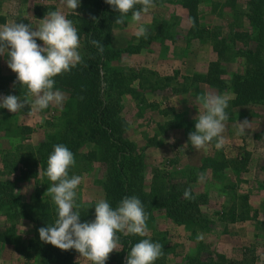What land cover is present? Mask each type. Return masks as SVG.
Returning <instances> with one entry per match:
<instances>
[{
  "label": "trees",
  "instance_id": "trees-1",
  "mask_svg": "<svg viewBox=\"0 0 264 264\" xmlns=\"http://www.w3.org/2000/svg\"><path fill=\"white\" fill-rule=\"evenodd\" d=\"M199 2L200 0H154V5L169 4L183 8L189 22L186 40L191 37L214 39L217 41L214 50L218 59L222 58L224 52L218 44L227 45L229 53L243 60L244 72L234 73L230 81L226 82L223 78L224 70L220 68L217 59L210 64L206 74L194 75L191 80L206 83L220 92L231 91L234 99L229 101L230 108L252 106L264 109V0H246L244 8L242 5L237 7L236 0H226L225 5L232 9L235 22L240 18L248 24V30L240 31V24L233 30L234 22L225 35L219 27L209 29L201 26ZM80 3L87 9V15L79 17L70 14L67 18L72 20L78 30L82 45V62L70 72L55 77V87L68 92V99L58 117L57 129L37 145H23V138L29 135L31 130L25 126L11 124L6 109L0 108V131L7 123L13 128L9 134L11 140L17 143L14 150L6 151L3 156V168L7 170L5 174L12 175L18 171V180L21 181L42 179L43 187V190H40L38 185L35 186V199L30 205L22 200L14 179L0 180V212L8 224L7 229L0 232V243L12 245L17 253L24 255L26 264H77L73 260L72 250L61 251L43 243L38 231L41 227L52 225L57 218L55 205L51 197L45 194L51 182L43 173L46 172L47 159L54 151V146L63 144L75 158V165L69 170L70 177L78 172L80 166L97 164L103 168L104 173L99 185L104 200L113 208H116L124 197L135 196L141 200L149 218L153 216L154 211L163 210L173 224L184 226L191 232L188 240L198 243L197 254L186 256L181 264H230L225 255L214 249L207 252L204 249L205 244L197 240V231L208 225V222L205 225V219L200 213L201 196L195 195L191 190L193 199L189 200L183 196L185 189L166 192L167 187L163 182L165 173L162 172L154 175L150 187H145L143 152L126 136L129 123L122 115L124 95H132L138 105L145 104L152 108L155 104H146L135 87L134 82L139 78V74L134 71L123 73L112 63L118 61L124 53L138 54L141 49L147 48L157 40L174 43L179 40L178 37L184 41L185 38L178 35L174 22L162 19L157 26L147 30V39L140 37L138 44L128 45L123 50L111 49L106 45L105 37H101L99 28L104 23L110 28L119 14L114 12L105 0H80ZM92 17H95V20ZM93 39L102 43L103 54H99L98 49L91 44ZM236 42H240L242 46L238 47ZM251 43L254 45L253 49L250 47ZM187 79L185 78V81ZM164 80L169 83L172 78L165 77ZM18 86L15 87L18 89ZM19 96L23 99L24 91ZM164 114L167 113H162ZM159 127L162 134H167L175 128L183 129L189 134L186 121L182 118L166 121ZM256 138L264 140V125L259 129ZM85 146H90V149L84 153L80 152ZM229 163L235 165L234 167L240 164L235 161ZM87 169L89 170V167ZM240 199L239 210L233 204V207L223 213L222 219L226 218L231 223L254 219L255 215H250L248 197L242 196ZM76 203L79 205L77 210L82 223L95 220L96 202ZM20 219H26L34 225L32 237L25 244L21 243V237L16 230ZM117 235L120 249L110 254L106 264H125L131 247L144 238L163 245V255L154 264H172V258L178 255L179 246L170 242L166 232H155L149 237L125 236L122 233Z\"/></svg>",
  "mask_w": 264,
  "mask_h": 264
},
{
  "label": "rangeland",
  "instance_id": "rangeland-1",
  "mask_svg": "<svg viewBox=\"0 0 264 264\" xmlns=\"http://www.w3.org/2000/svg\"><path fill=\"white\" fill-rule=\"evenodd\" d=\"M0 0L2 2L0 13L8 9V13L14 11L18 0ZM56 4V1L53 0ZM226 0H200L198 11L200 15V24L202 27L209 29H220L223 35L228 32L233 26L235 18L231 8L225 5ZM246 0H236V6L242 5L245 7ZM19 4V3H18ZM59 10L63 13L71 12L72 15L85 17L87 9L80 3L75 12L69 10L66 5L59 4ZM7 13V14H8ZM1 17V14H0ZM162 19L168 22H174L175 30L178 35H183L184 40L178 37L176 42L168 40H157L145 49H141L138 54H122L118 61L112 63L113 66L120 69L123 73L129 74L134 71L139 74V78L135 80L134 85L140 91L143 99L148 103H155L152 108L145 104H137V101L132 98V95L127 94L123 97L122 115L128 121L129 127L126 136L134 142L143 152L144 164V186L150 187L153 177L156 173L163 174V182L166 185V192L180 191L182 189H191L195 195L201 196L202 204L200 206L201 216L205 219L206 228L197 231V235L202 236L199 241L205 244L207 252L213 249L217 250L216 243L221 238V244H227L230 252L220 254L225 255L230 264H264V140L257 139L256 135L259 129L264 125V109L260 107H234L228 106L226 112L229 119L225 122V145L222 149L215 148L213 141L207 148L199 151L195 150L189 140L187 133L184 132L180 137L170 138V132L162 134L159 125L164 124L169 120H162V110L168 106L163 103L169 95L188 92V100L186 104L187 111L184 115H176L175 119H184L187 125L188 133L195 131V117L203 111L200 98L208 93L224 95L227 98L233 97L231 91L220 92L217 88H213L206 83L193 82L191 79L194 75H204L194 72L199 66L206 67L207 71L211 63L216 61L217 54L214 45L217 41L214 39L192 38L186 40L189 22L185 10L179 6L165 4L162 6L154 5L148 14L142 18V23L147 30L153 26H157ZM13 23L12 20H9ZM18 23V21H16ZM241 25L240 31H247L248 24L240 18L235 22L233 30L237 25ZM99 32L101 37H105V43L111 49H125L128 45H136L139 38L135 35V25L131 21V16L125 20L124 24L113 23L110 28L106 23L100 25ZM238 47H241L240 42H236ZM81 45V43H80ZM181 45V46H180ZM227 45L222 44L218 47L221 51L224 50L222 58L218 59L220 68L224 70V80L230 81L234 73L242 74L244 72L243 60L234 57L229 53ZM253 49V43L250 44ZM181 49H184L183 53ZM228 49V50H227ZM82 50V45L79 51ZM222 53V52H221ZM182 61H188L185 68L176 70L171 65L181 58ZM182 74H181V73ZM190 73L191 76H186ZM165 77H171L172 80L168 83L164 80ZM175 77V78H173ZM185 78H188L185 81ZM136 84L138 86H136ZM103 86V85H102ZM162 92V93H159ZM180 101V100H179ZM231 101V100H229ZM182 102V101H181ZM169 109V107L167 108ZM166 109V110H167ZM10 123L15 125L21 117L13 116L7 109ZM18 119V120H17ZM247 119L250 123L249 129L245 130L244 135H237L238 123ZM172 120V119H171ZM13 129L6 124L0 131V180L7 178L14 179L17 183L18 193L22 200L27 204L34 202L35 186L38 185L41 190L42 179L30 181L29 185H24L23 181L18 180L16 172L12 175H6L7 170L3 168L2 157L5 150H14L17 143H9L7 140L11 137L9 134ZM9 140V141H10ZM18 142V140H16ZM176 141V142H175ZM89 146L83 147L80 152L87 151ZM157 151L158 157H157ZM8 150V151H9ZM156 152V153H155ZM16 156V155H15ZM172 161V163H171ZM236 161L240 163L238 166L228 164V162ZM241 164H243L241 166ZM89 167V170L87 169ZM80 166L75 175L81 177V184L77 188V200L80 204L89 202H98L104 199L102 189L99 185L104 170L97 164L91 166ZM204 173L205 179L201 181L199 174ZM162 175V174H161ZM160 180V179H159ZM38 181V182H37ZM43 190V189H42ZM248 197V206L250 215H255L251 221V235L247 238V230L245 228H237L227 230V225L230 224L226 218L222 219L223 213L227 212L233 204L237 210L241 206L240 197ZM253 218V217H252ZM7 222L0 212V232L7 229ZM148 233L147 237L155 232H166L170 242L177 244L178 255L172 258V264H181L186 256H195L198 250V243L188 240L191 232L184 226L173 224L165 215L163 210L154 211L153 216L147 220ZM34 225L26 219H20L16 226L17 233L21 237V243H26L33 234ZM226 232V233H225ZM229 235V241L224 242L223 236ZM257 236V237H255ZM254 237V238H252ZM220 240V239H219ZM255 244L258 260L255 261L249 251L243 256L239 254L243 247H246L247 242ZM241 248V249H240ZM13 249V251H11ZM120 249V247H119ZM118 249V250H119ZM233 250V252L231 251ZM227 250V249H226ZM227 250V251H228ZM74 253V262L77 264H91V262L81 258L79 253L72 249ZM205 255V254H202ZM227 255V256H226ZM253 257V260L250 258ZM0 264H26L24 255L17 253L15 248L9 244L0 243Z\"/></svg>",
  "mask_w": 264,
  "mask_h": 264
},
{
  "label": "clouds",
  "instance_id": "clouds-1",
  "mask_svg": "<svg viewBox=\"0 0 264 264\" xmlns=\"http://www.w3.org/2000/svg\"><path fill=\"white\" fill-rule=\"evenodd\" d=\"M105 3L119 14L115 24H124L131 14L135 35L147 39L142 18L154 6V0H105ZM61 4L75 12L80 7V0H61ZM91 44L103 54L104 46L100 41L93 39ZM80 46L77 28L60 10L47 12L35 28L17 22L0 25V57H6L8 68L16 74L13 86L19 85L24 90L23 99L16 95L0 96V108L16 114L27 106L30 107L27 113L30 116L34 111L40 112L52 105L61 107L65 97L62 92L54 90L55 77L70 72L82 62ZM200 101L203 111L195 117V131L189 133L188 140L197 151L207 148L213 141L217 150L222 149L226 142L223 134L225 122L229 119L226 112L229 99L208 93ZM237 123L236 134L244 135L249 129V121L245 119ZM74 165V154L63 144L55 145L43 175L51 182L45 194L51 197L57 218L52 225L38 230L39 238L61 251L74 249L79 253V259L91 264H106L110 254L118 252L120 247L117 234L145 237L149 217L141 200L132 196L124 197L116 208L100 199L94 206L95 220L82 223L76 203L81 177L69 176ZM199 179H205L204 173L199 174ZM183 196L193 199L191 189H185ZM200 239L202 236L198 234L197 240ZM162 255L163 245L144 238L131 247L125 264H154Z\"/></svg>",
  "mask_w": 264,
  "mask_h": 264
},
{
  "label": "crops",
  "instance_id": "crops-1",
  "mask_svg": "<svg viewBox=\"0 0 264 264\" xmlns=\"http://www.w3.org/2000/svg\"><path fill=\"white\" fill-rule=\"evenodd\" d=\"M56 4L54 3L53 0H18L17 5V10L16 13H14V11L8 13V9L3 12L0 13L1 17H0V25H4V24H10L9 20H12L13 22L18 21V23H25V24H29L31 25L33 28L37 27L39 24V20L43 19L44 16L47 14V12L50 11H56L59 10V4H61V0H55ZM7 2H10L9 0ZM2 2H0L1 4ZM1 8V5H0ZM37 9L39 12H37ZM8 13V14H7ZM67 17V15H70L71 12H66L64 13ZM37 43L41 46H43L42 42L37 40ZM181 46V45H180ZM181 51L183 53L184 49H181ZM181 58H179V60H177L176 62H174L171 66L176 69H182L185 68V71L189 70V68L186 66L189 62L188 61H182V57H184L183 55L180 56ZM194 72H198L200 74H204L207 72L206 67H201L199 66V69L197 71V68L195 69ZM181 73V72H180ZM182 74V73H181ZM186 76H191L190 73H188ZM16 80V74L13 73L7 66L6 63V57H0V96H7V95H16L19 96L20 94H22V92L24 91L23 89H20L18 86V89L16 87L13 86V82ZM54 90H58L60 92L63 93L65 99H64V103L61 107H57L55 105L50 106L49 108L40 111V112H33L32 115H27V113L30 111V107H25L26 109H23L22 112L20 113H16L13 114V116H17V117H21V120L19 118V120L17 121L18 123L16 124V126H25L28 127L31 130V133L27 136H25V138H23L22 140V144L23 145H37L39 142L43 141V139L53 133L56 129H57V125L59 123V115L64 107L65 102L68 99V92L62 88H57L55 87ZM186 91L188 92H182L179 94H171L169 93H165V95H169L164 101H162L163 103H165L169 109H163L162 113H167L166 115H162V120H174L176 115H184L185 112L187 111L186 109V104H187V100L188 98V93H189V88L188 90L186 89ZM162 93V92H159ZM164 94V93H162ZM229 100H232L233 97H228ZM180 100V101H179ZM182 101V102H181ZM155 104V103H153ZM15 125V123H14ZM171 131V132H170ZM170 138L172 139L173 137H180L183 134V129H172L170 130ZM8 139L7 145H9V143H12V140ZM176 142V141H175ZM20 143V144H21ZM9 148V147H8ZM5 150L8 151L9 149ZM90 148V146L88 147ZM156 148V154L158 157V153H160L159 151H157ZM89 149H87L88 151ZM10 151V150H9ZM86 152V151H85ZM4 153V154H5ZM4 156V155H3ZM3 156L2 160H3ZM2 162V161H1ZM236 162V161H235ZM172 163V161H171ZM33 181V179H27L23 181L24 185H29L30 181ZM251 221L250 220H246V221H239V222H234V223H230L227 225L228 229L227 230H234L237 228H245L244 230H247V238L250 237L251 235ZM226 233V232H225ZM225 238V243L229 241V235L228 236H223L222 238ZM257 237V236H255ZM254 238V237H252ZM220 239V240H219ZM217 243H216V248L218 250V252H222V253H227L230 252L228 250L227 244L223 245V242L221 244V238H219ZM246 247H243L245 250V252L239 251L241 257L239 258L240 261L243 260V256L245 253H247L249 251V253L254 256L255 261L258 260V254L255 255L256 253V247L255 244L252 242H247L245 243ZM228 251H227V250ZM11 251H13V249H11ZM231 251L233 252V250L231 249ZM227 256V255H226ZM253 260V257H250ZM237 264V263H236Z\"/></svg>",
  "mask_w": 264,
  "mask_h": 264
}]
</instances>
